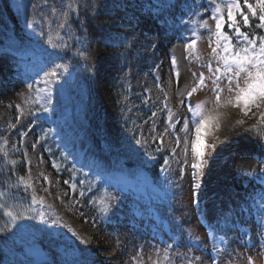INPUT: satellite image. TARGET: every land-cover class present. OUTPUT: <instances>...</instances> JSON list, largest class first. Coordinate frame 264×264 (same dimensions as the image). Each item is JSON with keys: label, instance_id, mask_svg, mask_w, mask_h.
Returning a JSON list of instances; mask_svg holds the SVG:
<instances>
[{"label": "rangeland", "instance_id": "rangeland-1", "mask_svg": "<svg viewBox=\"0 0 264 264\" xmlns=\"http://www.w3.org/2000/svg\"><path fill=\"white\" fill-rule=\"evenodd\" d=\"M153 1L68 0L63 11H69V3L73 5L75 10L69 11L68 17L77 18L82 33L67 34L66 27H57L62 16H53L58 17L55 26H41L35 19L25 21L22 0H8L7 4L0 0L10 26V38L0 45V145L6 147L9 159L21 163L14 168L22 169L16 171V179L21 175L27 178L30 167L36 194L45 197L44 206L32 207L47 213V222L25 218L18 223L29 227L9 231L8 217L0 211V264H134V257L138 261L142 258V264L157 260L160 264H187V257L194 256L201 258L198 264H213V257L218 264H248L249 257L254 264H264V205L259 200L264 197V126L259 123V113L243 117L238 109H219L220 127L207 137L215 147L206 150L196 181L192 178L190 145L188 162L184 163V140L191 136L179 129L183 118L191 114L181 101L196 86L201 72L206 87L198 89L190 102H203L209 109L214 103L212 73L207 65L211 61L212 67H217L209 43L212 41L214 47L215 38L200 27L203 19L214 30L210 18L213 0H161L152 8ZM29 23H33L32 28ZM88 30H94L98 40ZM41 31L46 35L41 36ZM194 31L198 34L196 48L186 51ZM57 33L74 46L73 56L88 67L85 84L60 57L63 50L46 42L51 34L54 42L60 43ZM83 50L87 59L77 54ZM55 64H65L67 70H61L59 78L47 86L41 104L31 103L35 89L44 87L38 82ZM225 85L226 81L222 82V87ZM222 95H227L226 88ZM81 99L95 108L93 120L108 137L113 156L87 125ZM17 104L23 113L19 121L16 117L20 112L12 115ZM42 105L49 111L44 112ZM168 109L174 113V129L169 127ZM226 118L236 123L233 126L238 134L234 138L225 134ZM240 119L244 120L242 125L237 124ZM25 132L28 134L22 137ZM177 136L181 138L179 146ZM33 143L35 149L30 147ZM157 147L163 150L157 152ZM17 152H27L31 165L23 164ZM161 156L169 160L156 182L163 188L164 198L154 208L157 216L150 220V208L138 205L131 211L128 198L118 194L122 189L132 190L139 170ZM121 159L138 166L123 168L118 163ZM53 162L57 168L52 167ZM70 171L72 178L65 184L64 175ZM74 182L75 189L71 187ZM196 182L199 189L192 187ZM2 199L9 206L27 207L30 203L17 196ZM91 207L103 218L91 215ZM145 218H149L148 223ZM53 219L59 222L53 224ZM208 225L216 229L214 237L209 236ZM169 245L171 260L164 257ZM214 246L221 251L214 252ZM32 249L43 252L41 263L29 255Z\"/></svg>", "mask_w": 264, "mask_h": 264}, {"label": "snow or ice", "instance_id": "snow-or-ice-1", "mask_svg": "<svg viewBox=\"0 0 264 264\" xmlns=\"http://www.w3.org/2000/svg\"><path fill=\"white\" fill-rule=\"evenodd\" d=\"M44 3L47 4V0H44ZM34 8L38 7L33 5ZM69 11H74L73 5L68 4ZM69 11H59L56 7L51 8L52 16L60 15L63 17V21L57 24L58 28H64L65 22L68 19ZM42 15V13H41ZM239 17V19H238ZM210 18L214 21V30L211 29L208 25L207 20H201L200 27L206 29L211 36L215 38L214 44L212 47V41H210L212 58L216 61L217 67L213 68L211 61L208 63L207 67L210 73H212L211 91L214 93V103L211 109L205 107L203 102H197L192 104L191 97L198 89L206 87V78L203 72L199 73L197 77L196 86L192 87L187 93V97L181 101L182 105H186L187 111L191 114L189 117L183 118L182 128L179 131L184 132L186 135L191 136V139L184 140V153L185 161L187 164V156L190 152L192 157L191 169L193 181H196L198 172L203 169L205 164V155L208 148H214L215 145L209 144L207 142V137L212 133L214 129H218L219 119L221 113L219 109L232 107L238 109L241 116L249 117L250 114L259 113V123L264 126V35L257 34V32L250 31L253 24L252 20H255L254 25L255 29L264 31V0H222L221 3H216L213 0V10L211 12ZM29 28L33 27V23L28 24ZM249 29V30H242ZM41 36L46 35L43 31L39 33ZM197 33L194 31L192 33L193 38L189 43L185 45V50L190 51L196 48L197 45ZM56 38L60 40V43H56L53 40L51 34L47 35V43L51 45L52 48L68 49L69 45L63 41L59 33L56 34ZM79 56L87 59L86 50L78 51ZM172 65L175 67L177 61L175 56L172 57ZM67 65L65 64H55L54 67L48 72L44 73V76L38 82L43 84L44 87H39L35 89V97L31 99L33 104H41V101L44 99L43 93L46 91L47 86L53 83L56 79L59 78L61 70L66 71ZM179 72L176 73L177 81L179 80ZM193 76H196V73H192ZM226 81V85L222 87V82ZM29 89L33 88L32 84L28 85ZM225 88L227 95H222L225 93ZM26 102L28 100L26 99ZM15 108L20 112L21 106L19 104L15 105ZM43 111H49L46 105H42ZM167 108V104H165ZM23 115L20 112V115L16 117L19 121L20 116ZM35 115V113H32ZM156 114L153 113V116ZM174 113L171 109H168V121L169 127L175 128V124L172 123ZM180 121H176L179 123ZM244 120L240 119L237 121V124H243ZM191 125V128H190ZM14 126V125H13ZM167 132V129L165 130ZM28 133H21V136H26ZM47 135V133H45ZM160 144L163 145V137H159ZM39 141H37L38 143ZM138 144L141 143L140 140L136 141ZM176 145L179 146L181 143V138L177 136L175 138ZM32 149L36 148V143L30 145ZM43 147V146H42ZM46 151H51V149H45ZM162 147H157L156 151H162ZM172 154L175 155V148L172 150ZM22 163L25 165H31V161L28 159V153H22ZM67 157H65V160ZM0 160H3L6 165H11L14 169L17 165V161L14 159H9V153L6 150L4 145H0ZM169 166V160L167 158L163 159V167ZM53 168H57V164L53 162ZM183 171V169L181 170ZM43 180L46 183H50L49 177L43 175ZM10 179V177H9ZM65 184H69L68 180L64 181ZM83 183V181H80ZM23 185L24 190H32L30 197V203L27 207L23 205H13L9 206L6 201L2 198L5 196L4 191H0V211L6 217H8V229L11 230L12 227H16L18 230H24L29 227L26 224H19L18 221L22 219H36L39 218L42 222H47L45 217L47 213L43 210H38L33 208L32 205H45V197L38 196L36 194V189L34 184L31 182V169L29 167L27 178L24 175L18 177L16 185H10L11 187H19ZM2 187V186H0ZM71 187L76 188V183H72ZM193 189H199L200 184L198 182L193 183ZM91 190V185L89 186ZM44 192H48V188H43ZM81 196L84 195L83 192L80 193ZM193 195H196V192H193ZM198 204L197 200L193 201ZM20 207L23 208V211H13V208ZM50 209L51 205H47ZM102 212H106L107 209H101ZM58 219H53L52 223H58ZM209 227V236L214 237L216 229L212 225ZM3 231V229H0ZM221 242H225L221 238ZM171 248L169 245L168 248L164 250L165 259L171 260L172 257L169 256L168 250ZM213 251L219 253L221 250L217 247H213ZM199 256L187 257V264H198L200 261ZM134 264H142L141 260L133 258ZM153 264H160V262L154 261ZM213 264H218L215 257H213ZM248 264H254V261L251 257L248 258Z\"/></svg>", "mask_w": 264, "mask_h": 264}, {"label": "trees", "instance_id": "trees-1", "mask_svg": "<svg viewBox=\"0 0 264 264\" xmlns=\"http://www.w3.org/2000/svg\"><path fill=\"white\" fill-rule=\"evenodd\" d=\"M3 1L8 3V0H3ZM50 1L54 4H56V6H58V7H62L61 5H64V3H65V0H50ZM33 5H37L38 7L34 8ZM23 7H24L25 11L27 12V15L32 17V15L36 12V10H41V8H42L41 0H23ZM255 23H256V21L252 20L253 27H252V29H250V31H254V32H257V34L264 35V31L255 29V27H254ZM69 24L74 29L77 27L78 20H75L74 18L71 17ZM242 30H249V29H242ZM7 38H9V26H8L7 21H6L5 14L3 13L1 6H0V44ZM65 57L68 58L69 60L72 59L69 55V52L65 53ZM71 62H73V63L75 62L76 63L75 67L77 66L79 68V69H77V68H74V69L79 70V71H83L84 74L86 73V70H84L79 65L80 63L78 61H71ZM156 171H157V169H156ZM11 174H12L11 169L9 167H7L5 164H3L2 160H0V186H2L0 188H7L8 187V182H10L9 177H11Z\"/></svg>", "mask_w": 264, "mask_h": 264}, {"label": "bare ground", "instance_id": "bare-ground-1", "mask_svg": "<svg viewBox=\"0 0 264 264\" xmlns=\"http://www.w3.org/2000/svg\"><path fill=\"white\" fill-rule=\"evenodd\" d=\"M229 119H231V117H229ZM229 119H227L226 118V123H225V125H226V127H225V134L229 137H231V135H233V138H234V136H235V134L237 133L238 134V130L237 129H235V127L233 126V125H235V124H233V122H231ZM231 122V124H229V125H227L228 123H230ZM224 127V126H223ZM241 127H243V126H241ZM227 128V129H226ZM244 128V127H243ZM244 130V129H243ZM242 130V131H243ZM222 132V131H221ZM83 135H85V134H83ZM241 135V134H240ZM247 135V134H246ZM246 135H244V136H246ZM243 136V135H242ZM86 137V136H85ZM242 139V138H241ZM248 139V138H247ZM89 142V146H90V148L91 149H93V145H92V143L90 142V141H88ZM239 143V142H238ZM227 144V143H226ZM223 145V144H222ZM223 147V146H222ZM236 151V150H235ZM240 152V151H239ZM228 154V153H227ZM264 154V153H263ZM243 155V154H242ZM230 156V155H229ZM232 156V155H231ZM241 157V156H240ZM227 159V158H226ZM228 160V159H227ZM65 221V220H64ZM66 222V221H65ZM67 225L68 226H71V224L67 221ZM90 238H88V240H89Z\"/></svg>", "mask_w": 264, "mask_h": 264}, {"label": "water", "instance_id": "water-1", "mask_svg": "<svg viewBox=\"0 0 264 264\" xmlns=\"http://www.w3.org/2000/svg\"><path fill=\"white\" fill-rule=\"evenodd\" d=\"M33 255L35 256V259L37 262H41L43 260V255L37 251L33 252Z\"/></svg>", "mask_w": 264, "mask_h": 264}]
</instances>
